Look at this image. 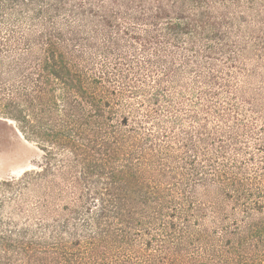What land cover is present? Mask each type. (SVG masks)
Listing matches in <instances>:
<instances>
[{"label":"trees","instance_id":"1","mask_svg":"<svg viewBox=\"0 0 264 264\" xmlns=\"http://www.w3.org/2000/svg\"><path fill=\"white\" fill-rule=\"evenodd\" d=\"M0 120V264H264V0H0Z\"/></svg>","mask_w":264,"mask_h":264},{"label":"rangeland","instance_id":"2","mask_svg":"<svg viewBox=\"0 0 264 264\" xmlns=\"http://www.w3.org/2000/svg\"><path fill=\"white\" fill-rule=\"evenodd\" d=\"M41 156L39 146L17 132L11 120H0V181L17 178L24 171L37 168ZM4 208L3 216H7L8 207Z\"/></svg>","mask_w":264,"mask_h":264}]
</instances>
